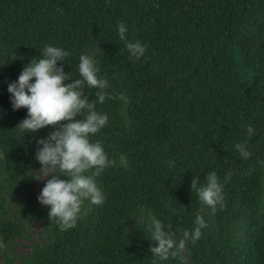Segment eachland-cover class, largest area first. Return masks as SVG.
Returning a JSON list of instances; mask_svg holds the SVG:
<instances>
[{
  "label": "trees",
  "instance_id": "obj_1",
  "mask_svg": "<svg viewBox=\"0 0 264 264\" xmlns=\"http://www.w3.org/2000/svg\"><path fill=\"white\" fill-rule=\"evenodd\" d=\"M120 21L146 45L139 59ZM46 44L70 52L57 66L73 79L80 55L94 56L115 98L99 103L85 82L109 118L91 139L117 165L128 160L96 177L104 203L85 201L66 231L35 199L37 140L56 129L18 137L27 109L14 110L7 90ZM245 141L246 160L234 147ZM0 154V264H153L151 217L178 241L197 215L201 238L160 264H264V0H0ZM212 171L224 197L215 213L191 191Z\"/></svg>",
  "mask_w": 264,
  "mask_h": 264
},
{
  "label": "clouds",
  "instance_id": "obj_2",
  "mask_svg": "<svg viewBox=\"0 0 264 264\" xmlns=\"http://www.w3.org/2000/svg\"><path fill=\"white\" fill-rule=\"evenodd\" d=\"M118 35L131 57L139 59L146 52V45L140 41H130L127 38L128 27L120 21L117 25ZM70 52L63 48L44 45L42 58L35 57L22 69L17 80L8 84V92L14 110L27 109V117L17 125L21 137L26 132H37L53 126L56 130L49 133L46 139L37 140L42 145L36 151V159L41 164L39 169L46 179L38 196L42 205L50 206L49 220L58 223L61 230L76 226L80 219L85 201L91 205L100 206L105 201V195L98 186L96 177L107 167H128L126 155L119 156V164L109 159L101 141H92L108 123V116L96 110V102H90L84 94L85 82L91 88H96L98 102L112 99L105 90L109 87L107 79L98 76L99 68L92 54H81L78 71L82 79H73L69 73L57 66L58 61L65 60ZM34 78V79H33ZM65 80H71L65 83ZM125 99L123 95L120 97ZM80 119H76L77 116ZM249 137L254 134L251 125L247 126ZM235 149L242 159H248L252 153L247 150V142L235 144ZM3 158V154H0ZM264 163V162H262ZM60 176L65 179H60ZM229 172L226 175L230 177ZM199 177H193L191 191L198 195L202 204L207 205L213 213L219 204L223 207V185L215 171L206 175V183L199 184ZM196 227L192 232L184 230L182 238L177 241L171 226H166L156 217H151V240L158 242L150 245V251L155 259L153 264L177 258L182 251H188L187 243H195L203 235L202 229L208 225L202 215L195 218ZM5 245L0 243V248Z\"/></svg>",
  "mask_w": 264,
  "mask_h": 264
},
{
  "label": "rangeland",
  "instance_id": "obj_3",
  "mask_svg": "<svg viewBox=\"0 0 264 264\" xmlns=\"http://www.w3.org/2000/svg\"><path fill=\"white\" fill-rule=\"evenodd\" d=\"M36 175H37V177H43L44 173L39 170L36 173ZM48 177H45L44 179H36V182H35L36 183V186H35V199H36V203L38 205H41V203L38 200V196H39V194H40V192H41V190H42V188L44 186V183H45L46 179H48ZM39 228H40V224L39 223H36L35 224V227H34V232L35 233L32 235L31 240L37 238V232H38ZM23 242L29 243L30 240H23L22 243ZM17 248L19 250H25V246H22V245H18Z\"/></svg>",
  "mask_w": 264,
  "mask_h": 264
}]
</instances>
